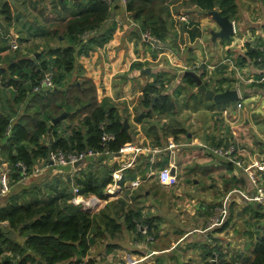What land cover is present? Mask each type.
<instances>
[{"label": "crops", "instance_id": "1", "mask_svg": "<svg viewBox=\"0 0 264 264\" xmlns=\"http://www.w3.org/2000/svg\"><path fill=\"white\" fill-rule=\"evenodd\" d=\"M237 2L239 17L233 20L232 42L229 38L228 42L211 39L210 31L219 29V25L209 12L203 11L200 15L194 10L189 14L181 13L180 18L185 15L187 19L199 21L202 35L190 41L185 33L184 44L190 43L189 53L180 55L169 44L158 46L146 42L141 36L140 21L135 20L125 3L119 0L116 7L112 5L109 17L110 21L117 22L113 36L78 55L79 63H82L78 74L91 77L97 85L99 100L114 104L124 119H128L137 143L134 140L128 142L141 147L133 165L124 170L125 173L133 168L135 176H126L115 197L104 196L106 200L98 210L110 201L125 200L126 207L140 208L144 216H153L154 222L158 223L152 230L155 235L152 241H147L145 236L136 239L135 233L125 226L115 236L108 233L111 240L105 242H117L120 246L108 251L105 243V252L109 256L106 264H176V252L181 253L180 261L183 264H246L253 255L257 241L264 235V205L251 199L254 185L249 177L251 170L258 174L261 181L264 180L262 173L255 170V162L264 158V86H257L253 82L241 83L242 94L248 103L245 106L240 100L239 107H235L237 99L220 105L205 93H199L197 87L189 91L186 86L176 93V97L183 102L179 113H153L137 120V115L144 109L141 104L143 88L152 81V78L145 79L148 73L144 71L145 67H160L166 61L168 67H179L178 72L183 73L187 68L194 70L192 67L198 64L218 66L223 57L229 56L235 57L238 64L249 70L252 76L264 75L261 67L255 65L247 55V44L259 37L264 38V0ZM12 5L14 16L11 23L15 20L22 23L32 20L38 27H25L27 35L24 36L14 31L13 35L17 36L22 51L12 48L9 51L8 46L0 43V64L12 55L34 56L50 46L69 43L62 34L59 39L43 34L42 28L52 30L57 28L54 23H65L62 16L74 10L72 0H68V9H64L60 2L55 8L52 0H14ZM30 11H33V15ZM56 39L57 42L54 41ZM198 41L205 52L201 46L194 45ZM235 79L233 76L232 81L217 80L214 86L219 91V85L232 83ZM174 85L173 88L177 86ZM13 95L14 87L3 83L0 77V108L14 105ZM230 102L233 103V110L229 115L228 110L226 113L223 110L226 109L224 104ZM25 103L16 107L15 118L23 113ZM184 114L185 117L182 116ZM171 122L181 123L188 132H180L178 136L171 132L163 136V143H154L157 133L164 134L161 127ZM230 143L235 145L234 156L242 160L241 165L216 151ZM6 151L4 146L0 147V172L4 166L13 167ZM118 152L90 156L77 166L63 165L65 167L60 171L54 162L38 159L33 167L40 166V171L23 175L17 180L13 178L12 168L11 189L0 199V205L9 195L20 202L53 196L70 201L71 187L82 184L81 178H86L90 172L93 177H101L121 157L125 159L133 155V152ZM164 160V165L158 164ZM172 162L177 166L180 182L167 185L160 181L159 169ZM222 206L226 208L225 215L220 222L213 223ZM16 238H19L17 233ZM93 241L90 251L96 243ZM214 251L219 255L218 262L210 261Z\"/></svg>", "mask_w": 264, "mask_h": 264}, {"label": "trees", "instance_id": "2", "mask_svg": "<svg viewBox=\"0 0 264 264\" xmlns=\"http://www.w3.org/2000/svg\"><path fill=\"white\" fill-rule=\"evenodd\" d=\"M59 2L64 9H68V0H52L55 8ZM72 2L74 10L62 16L65 20L62 32L57 28H42L43 34L53 38L59 39L62 34L70 41L68 44L50 46L34 56L12 55L8 57L7 67L0 66L3 83L14 87V105L0 108V147L4 146L7 150V159L13 165L15 180L23 176L20 168L16 167L18 161L26 163L29 169L38 159L50 161V136L53 137L52 151L62 149L65 152L88 149H110L117 152L124 143L133 141L135 137L133 129L125 127L124 117L117 107L108 104L107 100H99L97 85L91 77L66 82L76 67L79 54L113 36L117 22L110 21L109 17L112 5L116 7L119 0ZM125 5L131 16L140 21L143 30H150L160 43L169 44L176 51H180L185 33L190 41L202 35L199 21L179 17L181 8L193 6L205 12L217 10L231 20L239 17L237 0H127ZM0 12L10 22L14 16L12 1L0 0ZM263 40L259 37L254 43H248L247 55L264 72V51L259 48ZM50 67L55 70L54 86L34 90ZM216 68L229 74L214 78L213 72L208 74L205 69L201 76L206 85H214L217 80H233L227 63H221ZM167 75L168 71L160 70L154 80L145 84L141 101L144 109L137 115V120L152 116L153 113H179L183 103L176 97V93L186 86L197 87L194 77L184 71L182 81L186 85L178 84L171 93L167 84L171 81ZM252 84L264 86V82ZM23 102H26L25 110L15 118L16 107ZM63 111H66L64 117L54 122L53 118ZM151 126L158 127L157 124ZM161 128L164 134L157 133L154 143H163V136L171 132L176 136L180 132H188L181 123H165ZM105 130L114 133V138L103 143L102 134ZM158 164L164 165L165 160ZM118 166L119 163H115L98 178L88 173L86 178H81L82 184H78L80 192L106 196V186L112 181V171ZM126 176L134 177V169H127L121 182ZM72 195L73 192L70 198ZM126 204L125 200L110 201L95 213L62 200L59 196L20 202L9 195L0 205V264H95V259L86 258L94 244L93 240L105 239L108 233L115 236L124 226L135 231L136 239H140L146 235L139 226H146L148 233L157 227L155 217L144 216L140 208L126 207ZM5 227L15 230L24 239L11 237L3 231ZM118 246L117 242H106L108 251ZM246 264H264V235L257 241L253 255L247 259Z\"/></svg>", "mask_w": 264, "mask_h": 264}, {"label": "built area", "instance_id": "3", "mask_svg": "<svg viewBox=\"0 0 264 264\" xmlns=\"http://www.w3.org/2000/svg\"><path fill=\"white\" fill-rule=\"evenodd\" d=\"M106 1L111 2L112 0H106ZM122 1L125 4L127 3V0H122ZM185 19H187V17H185ZM233 23H234V21H233ZM141 36L144 40H146V41H148L154 45H156L155 41H158L156 36L154 34H152V32L148 29L143 30L141 28ZM251 43H254V41H252ZM10 47L13 49H19L20 48V43H19L16 35H13V38L11 39ZM259 48L264 51V40H263V43L259 45ZM221 63H227L228 64V68H227L228 71L236 79L232 83L231 82L222 83L219 91H223L226 88L237 89L238 98L235 101V107H239V106H241L240 100L244 99V95L242 94V90L240 87L241 83L261 82L264 80V75H261L260 77L252 76L250 74L249 70H247L246 68H243L242 65L238 64L237 59L235 57H229V56L223 57V59H221V61L218 64H221ZM200 66H201V64H198V66L196 65V68L200 69ZM205 66H208V65L205 64ZM214 66H217V65H213L212 67H214ZM202 71L204 72V70H202ZM201 72H199V73H201ZM54 74H55L54 68L53 67L48 68L45 71L43 77L40 79L39 83L34 87V90H41V89L53 87L55 84L54 83ZM205 78H207V77H205ZM226 112H227V109H224L223 113H226ZM101 126H102V128L104 127L103 124ZM10 127L11 126L8 127L9 132H10ZM113 138H114V133H112L110 131L105 130L102 134L103 143H106L107 141H109ZM140 150H141V147L137 146L133 142H126L120 147L119 152H121L122 154H125V153L128 154L129 152H133V155H129L125 159L123 157H121V159L118 162L119 166L112 171V181H110L107 184L106 190H105L107 196L115 197L118 190L122 188L123 184H122L121 180L123 179L124 170L133 165V163L136 160V156ZM216 151L218 153L226 156L230 160L234 161L237 165L242 164V160L238 159L234 156L235 145L233 143H230L228 146H226L224 148H222V147L217 148ZM110 152H111L110 149H105V150L88 149V150L80 151V152H76V151L65 152L62 149H58V150L52 151L50 153V158L57 165H68V164L73 165L78 160L83 161L84 159H86L90 156L103 154V153L108 154ZM173 166H175V169L177 168L175 163L172 162L170 165L163 166L159 169V179L161 182H163L167 185H176L179 183V181H180L179 173L177 171L175 173H172V167ZM255 166H256L255 170L260 171V173H262L263 178H264V158H262L259 161H256ZM16 167L20 168L21 173L23 175H28L31 172H39L41 169L40 166L32 167V169H29L28 165L26 163H24L23 161H18L16 163ZM12 168L13 167H11V166H4L1 169V172H0V199L4 195H6L10 192V189H11L10 171L12 170ZM249 171H250L249 177H250V179L254 185V191H253V194L251 196V199L264 205V180L261 181L258 174L255 171H252V172H251V170H249ZM134 183H137V181H135ZM105 200L106 199L104 197H101L96 193H90V194L81 193L79 190V186L75 185L73 188V195L70 199V202L73 204L81 206L82 208H84L85 210H88L89 212H94L95 210L99 209V207L102 205L103 202H105ZM225 213H226V208L224 206L220 207V211L214 217L213 223L220 222L221 219L223 218V216L225 215ZM139 228L141 229V231L144 234L148 233L146 226L145 227L139 226ZM146 236L145 237H146L147 241H152L154 239V235L148 234ZM210 261H214V262L219 261V255L217 254L216 251H214L213 255H211Z\"/></svg>", "mask_w": 264, "mask_h": 264}, {"label": "rangeland", "instance_id": "4", "mask_svg": "<svg viewBox=\"0 0 264 264\" xmlns=\"http://www.w3.org/2000/svg\"><path fill=\"white\" fill-rule=\"evenodd\" d=\"M196 8V9H195ZM195 8H193V6L191 7V8H181L182 10H181V13H184V14H189L188 12H191L192 10H194L195 12L197 11V13L200 15V14H202V10H200L199 8H197V7H195ZM33 12V11H32ZM32 12L30 11V13H31V15H33L32 14ZM0 15L2 16L3 14H1L0 13ZM198 16V15H197ZM39 17V16H38ZM180 17V16H179ZM185 15L182 17V19H185ZM0 18H2L1 20H0V25H1V27H0V43L2 44V45H4V46H8V50L10 51L11 49H9V48H11L10 47V44H11V39L13 38V33H14V31L16 32V31H19L20 32V34H21V36L23 35H27V31L25 30V27H32V28H37L38 26L36 25V23L35 22H32V20H29L28 22H25V23H22L21 21H19V20H15V21H13L14 23H11V22H9V21H6L5 19H4V17H0ZM35 21V20H34ZM37 21V20H36ZM39 22V21H38ZM54 26H57V28L60 30V31H63V27H64V23H54ZM233 37H234V35L232 34L231 35V37L229 38L230 40H231V42L233 41ZM45 38V37H44ZM189 40V39H188ZM23 42H25L26 41V39L25 40H22ZM21 40H20V42H22ZM54 41H58V39H56V40H54ZM53 41V42H54ZM146 41V40H145ZM218 42L219 41H223V42H228L229 40L227 39V38H220V37H218V40H217ZM68 42H70L69 40H68ZM146 42H148V41H146ZM187 42V41H186ZM148 43H150V42H148ZM185 43V42H184ZM183 43V45H184V48L183 49H180V51H178V53L180 54V55H184V54H186V53H189L188 51H189V45H190V43H188L187 42V44L185 45ZM24 44V43H23ZM151 45H153L152 43H150ZM195 46H197V47H200L201 46V49H202V51L203 52H205V48L201 45V43L198 41V42H196L195 44H194ZM195 48V47H194ZM13 49V48H12ZM19 50H21L22 51V49H19ZM12 51V50H11ZM177 52V51H176ZM7 61H8V57L6 58V59H4L2 62H1V64H0V66H4V67H7L8 66V63H7ZM163 64H162V66H157V67H155V68H153V66H150L151 67V69H152V72H148L147 73V75L145 76V79H148V78H152L151 80H153V79H155V77H156V75H157V72L158 71H160V70H165V71H168L169 72V75H167V78H168V80H170L171 82L170 83H167L168 85H169V89H168V87H167V89L169 90V92H171L172 93V90H173V87L175 86L174 84H183V85H186V83L184 82V81H182L181 80V78H182V72L180 73V72H178V69H179V67H177V69H173L172 67H168L167 66V62L166 61H164V62H162ZM81 64L82 63H79V56L77 57V60H76V67L73 69V71H72V73H71V75L70 76H68L67 78V83H69V82H73V81H75L76 79H83L84 77L83 76H80V74H78V72H80V70H79V67L81 66ZM217 67V66H216ZM212 68V67H207V66H205V64H201V66H200V69L198 70V68H196V67H192V68H195L194 70H196L198 73L199 72H201L202 70H207V73L208 74H210V71H212L213 73V75H214V78L215 77H222V74H229V73H226V72H220L221 70H217V68ZM187 69H189V68H187ZM186 69V70H187ZM219 69V68H218ZM185 70V71H186ZM216 70V71H215ZM215 71V72H214ZM184 72V71H183ZM180 76H181V78H180ZM181 81V82H180ZM168 82V81H167ZM191 86H189V88H187V90H189V91H191ZM242 88H243V86H242ZM242 101H243V103H244V105L246 106V104L248 103V101L247 100H245V99H241ZM182 102V101H181ZM183 103V102H182ZM108 104H109V102H108ZM220 105H222V103L220 104ZM224 107L229 111V115L231 114V111L233 110V103L232 102H230V103H225L224 104ZM24 110H25V108H24ZM142 110V107L140 108V111ZM139 111V112H140ZM183 117H185V114L184 115H182ZM135 130V129H134ZM137 132V131H136ZM136 139V138H135ZM134 142H136L135 140H134ZM137 143V142H136ZM64 167L65 166H63V165H56V168H57V170H62V169H64ZM180 182V181H179ZM183 183V182H182ZM200 183H202V184H204V181H201ZM199 184V183H198ZM105 207V206H104ZM104 207H102V208H104ZM101 208V209H102ZM99 211V210H98ZM121 233V232H120ZM134 233L136 234V232L134 231ZM144 234V233H143ZM148 234H151V235H154L153 234V232L152 233H145L144 235H148ZM155 236V235H154ZM147 237V236H146ZM19 238L21 239V240H23L24 239V237L23 236H19ZM106 240H111L110 239V235L108 234L107 236H106V238L103 240V239H98L97 241H96V243H95V245L92 247V249H91V251H90V253L87 255V257L86 258H89V257H92L93 259H96L95 260V264H106V261L109 259V256L107 255V252H105V241ZM138 240H140V239H138ZM101 248V249H100ZM100 249V250H99ZM116 250V249H115ZM174 252H176V250H174ZM180 256H181V253H178V252H176V257H177V262H176V264H183V262H181L180 261Z\"/></svg>", "mask_w": 264, "mask_h": 264}, {"label": "water", "instance_id": "5", "mask_svg": "<svg viewBox=\"0 0 264 264\" xmlns=\"http://www.w3.org/2000/svg\"><path fill=\"white\" fill-rule=\"evenodd\" d=\"M12 1H14V0H12ZM209 13L211 14L212 18L219 25V29L210 31L211 39L214 41L218 37L227 38V39L230 38L234 32L233 21L231 19H229V17L227 15H222L217 10H210ZM155 44L159 46L162 43H160V41H155ZM144 71L150 72L151 67H145ZM185 73H190L194 77L195 82L197 84V88L199 91L205 93V95L212 98L216 102H219V103L229 102V101H234L238 98L237 89H235V88H226L223 91H218L216 86H214V85L213 86H207L205 84V81H204L203 77L201 76V73H198L197 71H195L193 69H187L185 71ZM65 114H66V111H63L58 116L54 117L53 121L57 122V121L61 120ZM124 124H125L126 128H128L130 126L128 119H124ZM49 130H50V128H49ZM52 142H53V137L50 136V145H49V152L50 153L52 152V146H51ZM117 154H120V152H118ZM48 157L50 159V162L53 163L54 161L50 158V155ZM81 162H82V160H78L74 163V165L77 166ZM175 172H176V169H175V166H173L172 167V173H175ZM73 188L74 187H71L72 191H73ZM3 231L8 233L11 237L16 238V231L15 230H11V229L5 227V228H3Z\"/></svg>", "mask_w": 264, "mask_h": 264}]
</instances>
